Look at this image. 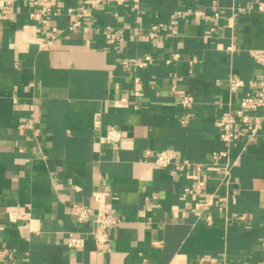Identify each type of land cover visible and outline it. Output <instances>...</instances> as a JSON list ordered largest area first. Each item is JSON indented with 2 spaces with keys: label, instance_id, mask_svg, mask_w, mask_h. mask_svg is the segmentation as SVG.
Segmentation results:
<instances>
[{
  "label": "crops",
  "instance_id": "crops-1",
  "mask_svg": "<svg viewBox=\"0 0 264 264\" xmlns=\"http://www.w3.org/2000/svg\"><path fill=\"white\" fill-rule=\"evenodd\" d=\"M31 1L0 0V264H264V120L253 114L254 139L220 138L221 117L264 80L250 53L264 49V0H49L45 23ZM165 149L210 164L203 216L194 168L154 163ZM216 151L231 167L222 185ZM73 203L120 217L110 250Z\"/></svg>",
  "mask_w": 264,
  "mask_h": 264
},
{
  "label": "built area",
  "instance_id": "built-area-1",
  "mask_svg": "<svg viewBox=\"0 0 264 264\" xmlns=\"http://www.w3.org/2000/svg\"><path fill=\"white\" fill-rule=\"evenodd\" d=\"M124 1L125 0H117L118 3H123ZM31 2V4L34 6L31 16L42 23L47 21V16L49 14H57V11L49 5V0H32ZM98 2H100V0L94 2L92 6L95 7L98 5ZM134 2L135 6L138 7L140 0H134ZM258 9L264 13V2L259 3ZM69 11L71 12L72 9H69ZM84 13L90 15L91 11L85 10ZM201 14L202 13L197 12L196 16L199 17ZM78 24V22L73 23L71 28L76 27ZM155 29H157V27H155ZM153 34L155 33L153 32ZM250 53L259 64L264 66V49H251ZM176 56L177 55H175V57ZM152 62L153 58L150 55H144L138 59L127 57L122 60V63L127 66L136 63L146 66L150 65ZM230 84L233 87H242L244 85V81L238 77H232L230 79ZM250 84L256 89V95L243 96L240 100V107L234 113L228 112L221 117L222 130L220 132V138L223 140L227 148L234 145L241 138L251 140L259 136L260 124L253 123L252 117L254 113L259 112V121L264 120V80L254 79L250 81ZM193 102L194 98L189 95L185 96L181 100V104L188 109L191 108ZM122 136V130L117 127H110L106 133V139L112 143L119 142L122 139ZM226 153L227 151H216L212 153L213 162L211 163H214V167L217 165L222 169V178L219 185H222L224 181L228 182L231 175V167L229 165L224 167V164L221 163V160L224 159ZM154 163L161 168H168L172 177H177L188 167H193L195 170L196 179L194 192L196 195L200 196L201 199H203V204L199 202L198 205H205V209L202 211L199 207V209L196 211V214L198 217H201L203 216L204 211L209 209V207H212L216 200L217 194L216 191L211 192L207 189V183L209 179L207 169L209 168L210 164L207 165L205 163H193L189 159L178 157L172 149H165L161 151L157 155ZM94 199L98 202H101L102 193H94ZM70 210L76 217L77 221L81 223L89 220L93 221L94 228L91 231V235L94 238L97 250L100 252L110 250L111 240L107 231L109 228L118 226L121 223L120 217L113 213L107 212L105 208L100 207L99 210L94 211L93 208L79 203H73L70 206ZM206 219L211 221V214H207ZM84 242L85 238L83 235L74 234L68 238V245L72 248H80L84 245ZM155 243L157 242L154 241V244ZM208 264L216 263L211 261Z\"/></svg>",
  "mask_w": 264,
  "mask_h": 264
}]
</instances>
